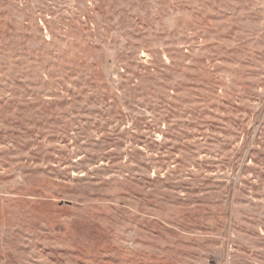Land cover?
I'll use <instances>...</instances> for the list:
<instances>
[{"label":"rangeland","instance_id":"obj_1","mask_svg":"<svg viewBox=\"0 0 264 264\" xmlns=\"http://www.w3.org/2000/svg\"><path fill=\"white\" fill-rule=\"evenodd\" d=\"M0 264H264V0H0Z\"/></svg>","mask_w":264,"mask_h":264}]
</instances>
